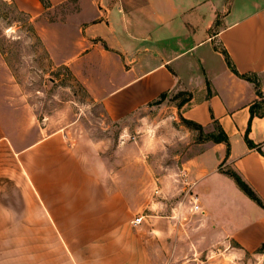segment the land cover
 Segmentation results:
<instances>
[{
    "label": "crops",
    "instance_id": "crops-1",
    "mask_svg": "<svg viewBox=\"0 0 264 264\" xmlns=\"http://www.w3.org/2000/svg\"><path fill=\"white\" fill-rule=\"evenodd\" d=\"M8 1L110 122L127 120L163 94L191 95L182 118L229 139L199 144L186 161L200 215L218 243L232 249L234 264H258L242 259L264 248V209L226 172L238 174L264 203V116L251 113L258 91L264 97V0ZM54 10L59 17L44 21ZM223 50L240 75L257 78L258 88L230 69ZM48 119L22 98L0 52V264L17 262L23 236L25 264H157L156 242L172 243L182 233L176 215L147 213L159 205L128 194L146 179L128 178L129 163L116 170L105 158L108 147L78 134L80 118L54 128Z\"/></svg>",
    "mask_w": 264,
    "mask_h": 264
},
{
    "label": "rangeland",
    "instance_id": "rangeland-1",
    "mask_svg": "<svg viewBox=\"0 0 264 264\" xmlns=\"http://www.w3.org/2000/svg\"><path fill=\"white\" fill-rule=\"evenodd\" d=\"M58 17V10L50 11L44 21ZM0 52L19 85V93L34 106L39 119L50 118L48 122L54 128L80 118L78 134L86 132L95 144L104 149L108 147L105 158L116 165V170L129 163L134 169L128 178L146 179L144 187L126 189L128 194L140 195L137 203L159 205V208L146 209L147 213L176 215L182 233L172 243L156 242L152 255L157 264H168L173 258L193 259L196 264L238 261L230 253L232 249H227L226 241L218 243L219 238L211 234L208 222L200 214L190 212L187 189L192 182L186 161L210 134L182 121L180 104L187 98L186 93L174 91L160 104L148 106L123 122H110L101 105L92 101L70 70L53 60L30 18L8 0H0ZM6 83L9 84L4 80ZM27 243L28 237L18 238L14 264H25ZM230 244L235 247L234 243ZM249 260L264 264V248L242 259Z\"/></svg>",
    "mask_w": 264,
    "mask_h": 264
},
{
    "label": "trees",
    "instance_id": "trees-1",
    "mask_svg": "<svg viewBox=\"0 0 264 264\" xmlns=\"http://www.w3.org/2000/svg\"><path fill=\"white\" fill-rule=\"evenodd\" d=\"M42 3H44V5H47V0H41ZM222 53L225 56L226 62L228 63V66L230 67V69L239 77L252 82L256 85V87H259V82L257 80L256 77H252V76H248V75H240L238 73V71L235 69V67L232 64V61L230 59V56L228 55V53L226 51H222ZM167 94H163L160 99L155 103V104H159L161 102H163V100L165 99ZM186 95L188 96V98H186L184 101L181 102V106H183L186 102H188L189 98L191 97V95H188L186 93ZM258 96L260 98V101L256 102L252 107H251V113L252 116H264V97L262 96V94L258 91ZM182 121L189 127H194L195 129H198L200 131H203V128L200 125H197L196 123H193L191 121H188L184 118H182ZM207 140H212L215 143H227L229 145V139L226 135H224L223 133L219 132L218 134L215 133H211L210 135H208ZM248 145L251 148H255V145L248 140ZM227 175H229L238 185V187L252 200L254 201L258 206H260L261 208L264 209V203L263 201L258 197V195L241 179V177L236 174L233 171H228L226 172Z\"/></svg>",
    "mask_w": 264,
    "mask_h": 264
},
{
    "label": "built area",
    "instance_id": "built-area-1",
    "mask_svg": "<svg viewBox=\"0 0 264 264\" xmlns=\"http://www.w3.org/2000/svg\"><path fill=\"white\" fill-rule=\"evenodd\" d=\"M187 193L189 196V205H190V212L193 214H201L203 213L202 207L199 203L198 196L193 192V183L189 184V188L187 189ZM142 221V218H136L133 223L134 225L139 224Z\"/></svg>",
    "mask_w": 264,
    "mask_h": 264
}]
</instances>
